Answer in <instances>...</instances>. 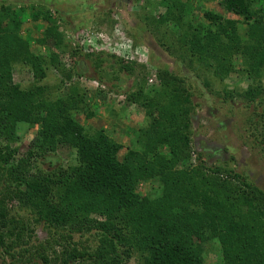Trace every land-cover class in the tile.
Segmentation results:
<instances>
[{
	"label": "trees",
	"instance_id": "16d2710c",
	"mask_svg": "<svg viewBox=\"0 0 264 264\" xmlns=\"http://www.w3.org/2000/svg\"><path fill=\"white\" fill-rule=\"evenodd\" d=\"M196 1L160 2L157 23L176 34V48L161 47L188 61L194 74L197 65L220 84L234 73L249 81L245 90L223 88L222 102L254 106L248 123L263 144L264 0H218L242 22L203 11L204 22L194 25L189 18L200 8ZM30 9L35 29L47 24L35 42L51 40L63 52L57 20L41 7ZM25 20L23 8L0 7L1 264H127L133 254L139 264H205L212 246L219 248L221 264H264V192L228 168L208 166L202 155L183 166L193 155L196 108L184 80L159 70L157 90L140 87L128 95L127 102L143 110L144 123L119 159L121 143L76 122L75 114L88 117L78 87H69L66 97L48 96L41 83L49 68H58V57L30 52L31 37L20 36ZM116 64L132 72V63ZM16 65L30 70L34 85L21 89L13 82ZM19 124L39 130L32 148L16 158L11 145ZM60 146L74 151L76 166L43 171L41 162ZM151 180H157L160 197L140 198L138 185ZM39 227L44 241L37 238Z\"/></svg>",
	"mask_w": 264,
	"mask_h": 264
},
{
	"label": "rangeland",
	"instance_id": "374dc122",
	"mask_svg": "<svg viewBox=\"0 0 264 264\" xmlns=\"http://www.w3.org/2000/svg\"><path fill=\"white\" fill-rule=\"evenodd\" d=\"M145 1L149 3L145 5ZM161 1L139 0L137 4L134 0H0V7L11 5L24 9L26 20L21 26L20 36L31 37L30 52L38 56L54 54L58 57V68H49L41 85L47 87L50 98L66 97L69 87H78L88 106V117L75 114L76 122L88 132L103 130L121 143L123 149L119 159L131 148L134 133L144 123L143 110L129 104L126 98L140 87L145 93L157 90L156 73L167 70L184 80L196 105L191 117L193 155L190 162H185L183 166L195 165V154L202 155L208 166L228 168L246 177L264 192V143L254 139L248 123L254 106L246 108L239 101L222 102L223 88L245 90L250 82L234 73L220 84L212 73L193 65L196 68L194 74L186 67L188 61L181 63L168 54L161 43L165 47L176 48V34L172 35L157 23L163 14L159 5ZM192 4L199 5V10H194ZM192 4L189 19L194 25L204 22L203 11L242 22L240 18L226 14L218 0H199ZM33 7H41L42 11L57 20L64 41L63 52L55 49L51 40H46L44 46L35 42L43 38L47 24L38 23L39 28L35 29L30 16V8ZM239 27L240 30L244 28L243 24ZM242 33L239 32L240 35ZM116 59L132 63V72L120 70L122 65L118 66ZM236 63L239 64V61ZM68 75L69 79L66 78ZM13 82L21 89L34 85L30 70L21 65L14 66ZM38 130L37 126L18 125L16 140L11 145L18 151L16 158L32 148ZM258 131L261 132V129ZM49 162H41L43 171L72 168L76 166L75 153L67 146H60L55 155H50ZM136 192L140 198L147 199H156L161 195L157 180L140 183ZM19 214L29 218L28 212ZM36 235L40 241L47 237L41 227ZM87 239H82L83 243ZM217 253L219 248L212 246L205 264H221ZM127 264H139L137 254H133Z\"/></svg>",
	"mask_w": 264,
	"mask_h": 264
}]
</instances>
